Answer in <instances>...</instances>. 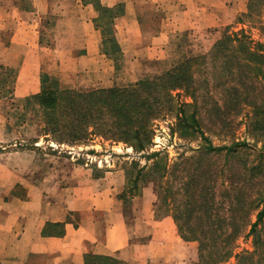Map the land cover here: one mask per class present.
I'll return each mask as SVG.
<instances>
[{
    "label": "crops",
    "instance_id": "0c3cea01",
    "mask_svg": "<svg viewBox=\"0 0 264 264\" xmlns=\"http://www.w3.org/2000/svg\"><path fill=\"white\" fill-rule=\"evenodd\" d=\"M94 1L103 7H122L114 22L119 46L116 55L108 53L102 31L96 27ZM247 1L59 0L61 5L57 1L55 9L51 6L47 13L68 20L83 13L86 30L81 32L80 44L57 45L55 58L46 67L44 52L48 49L40 38V11L33 5L19 7L10 5L11 0H0V38L3 35L6 40L0 43V70L17 65L18 85L29 80L36 84L33 92L28 86L23 91L19 85L16 97L38 94L44 73L59 75L62 82L72 84L73 88L65 87L68 89H74L76 82L89 88L84 91L114 87L124 60L134 65L146 60L165 61L172 38L226 26L246 11ZM1 91L0 102L11 97ZM9 130L0 111V264L198 263L199 243L182 239L171 216L156 217L154 207L151 213L138 211L134 218L128 217L129 207L118 199L117 188L106 186L109 171L100 176L86 174L68 188L66 205L46 197L43 187L26 177L21 179L22 172L12 173L7 168L12 159L7 148L17 146ZM53 191L47 193L58 195L63 189ZM145 205L144 210H149L152 203Z\"/></svg>",
    "mask_w": 264,
    "mask_h": 264
},
{
    "label": "trees",
    "instance_id": "16d2710c",
    "mask_svg": "<svg viewBox=\"0 0 264 264\" xmlns=\"http://www.w3.org/2000/svg\"><path fill=\"white\" fill-rule=\"evenodd\" d=\"M92 4L98 13L95 24L102 31L103 43L109 48L108 53L116 55L119 46L114 22L122 14V7H103L95 1ZM255 16L262 17L264 31V0H251L245 17ZM209 62H216L214 65L218 68L213 67L214 71L209 72L216 76V87L225 97L223 106L211 98L212 110L219 115L220 123L224 122V112L237 111L234 114L237 115L245 105L256 110L254 123L264 129L259 118L263 106L253 96L256 87L264 83V43L255 41L245 30L227 31L207 55L185 58L171 69L123 87L79 91L63 87L58 78L44 73L41 91L29 97V101L33 100L42 114L44 134L57 143L81 142L100 136L125 143L137 153L146 152L153 145L155 121L168 112H176V127L183 136L198 133L207 141L197 118L198 111L188 115L187 104L174 108L173 92L183 90L194 98L192 107L198 108L199 88L203 86L206 90L211 84L205 77L208 70H202ZM249 148L247 142L215 146L208 140L194 149L200 154L197 160L193 159V168L186 175L178 174L177 166L169 169L158 158L159 153L145 155L148 160L158 158L142 179L155 186L156 217H161L159 211H163V217L174 219L182 239L199 243L197 264H264V145L258 163L241 156ZM220 157L230 167L237 165L249 174L245 180L239 178L238 183L256 185L258 190L254 196L244 193L241 187L231 192L220 188L217 183L222 170L216 172L210 164L212 159ZM146 168H139L137 177L141 179ZM170 176L178 186L171 187ZM250 236L254 250L237 252L238 240Z\"/></svg>",
    "mask_w": 264,
    "mask_h": 264
},
{
    "label": "rangeland",
    "instance_id": "374dc122",
    "mask_svg": "<svg viewBox=\"0 0 264 264\" xmlns=\"http://www.w3.org/2000/svg\"><path fill=\"white\" fill-rule=\"evenodd\" d=\"M17 1L19 0H11L10 5H18L19 7L33 5L40 11V38H42V43L48 49L44 52L43 64L46 67L52 63L51 59L55 58L56 47L66 46L67 43L71 42L76 46L82 42L81 32L84 33L87 24L83 13L82 18L76 16L68 20L47 13L51 6L56 5L57 1L61 5L59 0H55V3L54 0H51L50 3L38 2L36 4L34 2L27 4ZM250 2L251 0L247 1L246 11L239 13L233 22L226 26L212 28L209 31L200 33L188 32L180 37L172 38L168 49V59L165 61L159 63L155 60H146L134 65L133 61L124 60L123 67L118 71V80L113 86H127L171 69L185 58L205 56L211 52L214 45L224 37L227 31L237 33L245 30L255 41L264 43V31L261 29L263 25L262 17H245L249 11ZM53 9L55 8L53 7ZM87 16L90 17V14L87 13ZM2 25L3 29L4 24L2 23ZM6 28L4 30H7ZM2 38L3 35L0 38V43L6 42ZM207 64L208 66L202 67V70H208V72L212 70L213 72V67L218 68L210 62ZM18 69L17 65L9 64L3 66L0 70V83L2 85L0 90L6 96L11 95L10 98L3 99L0 102V111L6 116L12 139L17 141V146L7 148L8 151H11L12 159L6 166L12 173L14 171L22 172L19 176L21 179L26 177L28 182H36L37 185L44 188L46 197H51L64 205H66V200L70 196L66 193L68 188L70 189L76 183L78 184L84 179V176H87L86 174L92 172L94 175L100 176L105 174L103 172L109 171L111 174L108 175L106 186L117 188L115 192L118 199L129 207L128 217L134 218L138 211L144 214L146 211L151 213L154 207L156 208L157 193L152 182L142 180L145 176L147 177L149 167L151 168L159 158L163 160L162 163L166 164L169 169H174L177 166L179 169L178 174L186 175L193 168V159L197 160L200 154L195 152L194 149L203 145L204 142H208V140L215 146L231 145L233 142H247L250 148L243 151L241 156L249 157L253 163H258L261 159L259 154L264 145V129H260V126L254 123L256 121V110L254 112L252 107L245 105L241 107V111L237 115H234L237 111L228 114L226 110L227 112L223 114L224 122L220 123L219 115H216L217 112L212 110L213 102L211 98L218 101L220 106H223L225 97L216 87L218 81L216 76L211 74L212 72L205 75L211 82L209 88L205 90L202 86L197 92L199 94L198 108L192 107L191 104L194 103V98L183 90L173 92L174 108L187 104L185 108L188 115L196 110L198 111L197 118L200 121L204 136L208 140L206 141L198 133H196L197 135L183 136L176 127L178 122L176 112H168L155 121L152 147L146 152L137 153L125 143L106 140L100 136H92L90 140L81 142L57 143L52 137L45 135L41 119L42 114L36 107L35 102L33 100L29 101V97H16L14 94L19 85L22 90L28 86V90L32 92L35 91L36 87V84L30 83V80L18 85ZM50 75L59 80L61 79L57 74L50 73ZM61 85L72 87V84L64 82ZM75 86V90H89V88L83 87L81 83L76 82ZM253 96H255L257 104L263 106L259 110V118L262 120L264 128V83L256 87ZM231 107L232 105H229V110H231ZM0 151H2L1 148ZM151 153H159L158 158L148 160L145 155ZM231 162L233 163L232 160ZM134 163H138V166H135ZM210 164L216 172L222 170V175L217 184L220 183V188L223 191L228 190L231 192L235 187H241L243 192L248 195L252 194L254 196L257 192L256 185L246 184L244 186L238 183L239 178L245 180L249 174L237 165H234L236 168L230 167L231 164H227L223 157L212 159ZM145 166L147 168L140 179L137 177V171ZM231 168L232 170H230ZM171 178V176L168 178L171 187L178 186L176 180ZM57 187L63 189L60 194L47 193V191H53ZM18 189L16 187V190ZM146 202L152 203L151 209L144 210ZM159 214L163 217V211L160 210ZM252 220L255 221V216L252 217ZM237 246V252L242 250L253 251V237H241L237 242ZM234 262L235 260L232 259L231 263Z\"/></svg>",
    "mask_w": 264,
    "mask_h": 264
}]
</instances>
